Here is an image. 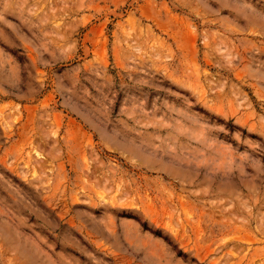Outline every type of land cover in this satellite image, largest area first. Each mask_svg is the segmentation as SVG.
I'll use <instances>...</instances> for the list:
<instances>
[{
    "label": "rangeland",
    "instance_id": "1",
    "mask_svg": "<svg viewBox=\"0 0 264 264\" xmlns=\"http://www.w3.org/2000/svg\"><path fill=\"white\" fill-rule=\"evenodd\" d=\"M0 264H264V0H0Z\"/></svg>",
    "mask_w": 264,
    "mask_h": 264
}]
</instances>
